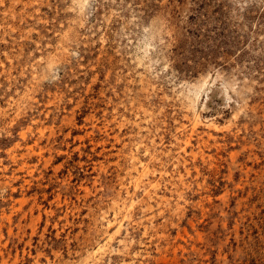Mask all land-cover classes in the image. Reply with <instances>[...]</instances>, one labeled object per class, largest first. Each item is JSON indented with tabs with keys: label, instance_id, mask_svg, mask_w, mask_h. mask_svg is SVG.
I'll return each mask as SVG.
<instances>
[{
	"label": "rangeland",
	"instance_id": "obj_1",
	"mask_svg": "<svg viewBox=\"0 0 264 264\" xmlns=\"http://www.w3.org/2000/svg\"><path fill=\"white\" fill-rule=\"evenodd\" d=\"M0 264H264V0H0Z\"/></svg>",
	"mask_w": 264,
	"mask_h": 264
},
{
	"label": "bare ground",
	"instance_id": "obj_2",
	"mask_svg": "<svg viewBox=\"0 0 264 264\" xmlns=\"http://www.w3.org/2000/svg\"><path fill=\"white\" fill-rule=\"evenodd\" d=\"M202 87H203V86H202ZM202 87H201V88H202Z\"/></svg>",
	"mask_w": 264,
	"mask_h": 264
}]
</instances>
